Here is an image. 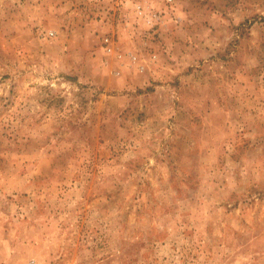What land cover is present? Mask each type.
<instances>
[{
    "label": "rangeland",
    "instance_id": "374dc122",
    "mask_svg": "<svg viewBox=\"0 0 264 264\" xmlns=\"http://www.w3.org/2000/svg\"><path fill=\"white\" fill-rule=\"evenodd\" d=\"M0 264H264V0H0Z\"/></svg>",
    "mask_w": 264,
    "mask_h": 264
}]
</instances>
